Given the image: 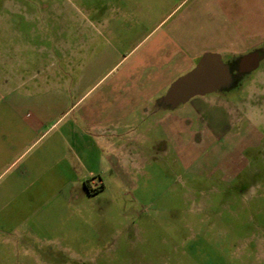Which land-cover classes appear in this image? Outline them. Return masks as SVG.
I'll use <instances>...</instances> for the list:
<instances>
[{
	"label": "rangeland",
	"instance_id": "1",
	"mask_svg": "<svg viewBox=\"0 0 264 264\" xmlns=\"http://www.w3.org/2000/svg\"><path fill=\"white\" fill-rule=\"evenodd\" d=\"M42 2L0 0V78L13 42L39 44L17 27L42 25ZM238 76L193 106L133 113L67 203L3 205L0 264H264V56Z\"/></svg>",
	"mask_w": 264,
	"mask_h": 264
},
{
	"label": "crops",
	"instance_id": "2",
	"mask_svg": "<svg viewBox=\"0 0 264 264\" xmlns=\"http://www.w3.org/2000/svg\"><path fill=\"white\" fill-rule=\"evenodd\" d=\"M44 1L42 25L17 27L39 44L13 42L0 78V208L82 194L84 159L92 175L98 150L114 151L133 113H155L171 77L204 52L233 60L264 41V0Z\"/></svg>",
	"mask_w": 264,
	"mask_h": 264
},
{
	"label": "water",
	"instance_id": "3",
	"mask_svg": "<svg viewBox=\"0 0 264 264\" xmlns=\"http://www.w3.org/2000/svg\"><path fill=\"white\" fill-rule=\"evenodd\" d=\"M262 57L263 54L259 49H253L224 62L220 54L204 52L194 67L169 84L161 101L170 107H175L196 95L228 91L236 85L238 74L255 69Z\"/></svg>",
	"mask_w": 264,
	"mask_h": 264
},
{
	"label": "flooded vegetation",
	"instance_id": "4",
	"mask_svg": "<svg viewBox=\"0 0 264 264\" xmlns=\"http://www.w3.org/2000/svg\"><path fill=\"white\" fill-rule=\"evenodd\" d=\"M257 49H259V50H260V53L263 54V56H264V51H263V49H261V48H257ZM233 72L236 73V70H235V71L233 70ZM237 73H238V72H237ZM237 73H236V74H237ZM238 75H239V74H238Z\"/></svg>",
	"mask_w": 264,
	"mask_h": 264
}]
</instances>
